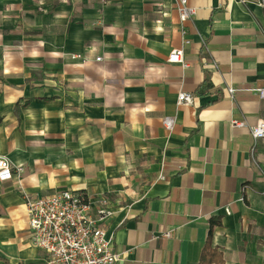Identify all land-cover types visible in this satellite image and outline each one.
<instances>
[{"label":"crops","instance_id":"1","mask_svg":"<svg viewBox=\"0 0 264 264\" xmlns=\"http://www.w3.org/2000/svg\"><path fill=\"white\" fill-rule=\"evenodd\" d=\"M186 4L0 0V264H42L23 194L58 189L108 199L115 264H198L211 223L223 264H264V0Z\"/></svg>","mask_w":264,"mask_h":264},{"label":"built area","instance_id":"2","mask_svg":"<svg viewBox=\"0 0 264 264\" xmlns=\"http://www.w3.org/2000/svg\"><path fill=\"white\" fill-rule=\"evenodd\" d=\"M177 1L182 23L191 18L194 8L187 6L186 0ZM181 34L182 46L172 49L167 60L185 67L187 63L184 62L183 45L189 41L183 28ZM213 64L216 66L215 62ZM255 91L264 99V85ZM234 92L235 88L227 87L226 94L229 97H233ZM192 97V93L181 91L177 94L176 103L190 104ZM162 123L167 130H171L175 117L165 116ZM230 123L233 126L247 125L245 120L234 118ZM249 130L254 143L263 139L264 120H258ZM21 172V166L13 167L7 157L0 155V181L15 178L19 182ZM23 199L32 241L43 253L42 264H115L119 259L114 249L112 229L103 223L105 218L114 213L106 197L99 196L92 202L82 191L58 189L34 197L24 193Z\"/></svg>","mask_w":264,"mask_h":264},{"label":"trees","instance_id":"3","mask_svg":"<svg viewBox=\"0 0 264 264\" xmlns=\"http://www.w3.org/2000/svg\"><path fill=\"white\" fill-rule=\"evenodd\" d=\"M210 85L208 83H203L199 85L197 88V92L199 94H205L208 92ZM213 226V223L210 224V231L208 233L206 242L204 244V247L202 249L200 258H199V263L198 264H223L224 260L222 257L221 252H219L216 248H213L211 246V228ZM5 262L9 263L7 260ZM11 264V263H9ZM20 264V263H17ZM24 264V263H21Z\"/></svg>","mask_w":264,"mask_h":264}]
</instances>
